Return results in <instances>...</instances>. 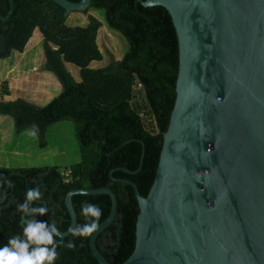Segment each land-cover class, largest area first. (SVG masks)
Masks as SVG:
<instances>
[{
    "label": "trees",
    "instance_id": "trees-1",
    "mask_svg": "<svg viewBox=\"0 0 264 264\" xmlns=\"http://www.w3.org/2000/svg\"><path fill=\"white\" fill-rule=\"evenodd\" d=\"M13 1L9 20L0 18V61L14 52L23 53L39 29L44 37L43 70L53 73L63 90L44 107L21 99L0 102V115L14 119L17 134L35 125L41 148L47 146L50 126L72 122L81 161L66 173L58 166L0 169V246L23 232V214L17 212L16 204L23 202L28 188L39 185L43 199L35 204L50 210L49 215L36 218L55 220L60 231H67L71 224L65 203L68 193L110 187L118 198V216L99 237L98 247L112 264H123L136 248L140 210L134 188L113 182L111 173L117 179L135 183L144 197L154 185L177 97L179 41L173 19L164 7H145L141 0H92L91 7L82 13L103 11L107 25L122 34L130 45L124 58L112 59L105 67L95 69L91 64L105 58L98 43L101 19L89 16L87 26H69L71 13L51 0ZM9 11V0H0V16L6 17ZM28 53L37 54V48ZM37 60L42 66L41 56ZM66 63L80 68L82 82L75 80ZM42 79V84L51 85L52 92H46L48 97L43 100L28 97L30 101L45 103L59 92L53 76ZM5 87L4 83L0 93ZM5 180H11L14 186L8 187ZM85 201L102 208L100 224L109 217V196L78 195L73 198L77 225L85 222L81 214ZM90 238L56 237L63 244L57 248L55 264H99L92 256ZM69 240H74V249L64 246Z\"/></svg>",
    "mask_w": 264,
    "mask_h": 264
},
{
    "label": "water",
    "instance_id": "water-1",
    "mask_svg": "<svg viewBox=\"0 0 264 264\" xmlns=\"http://www.w3.org/2000/svg\"><path fill=\"white\" fill-rule=\"evenodd\" d=\"M51 1L70 13L92 5V0ZM9 2L3 21L14 10ZM140 2L170 13L179 75L148 196L111 173L113 182L134 188L140 210L136 248L123 264H264V0ZM78 195L111 199V213L91 235L90 248L99 264H112L98 247L118 216L110 187L68 193L71 224L57 237L66 239L77 226Z\"/></svg>",
    "mask_w": 264,
    "mask_h": 264
},
{
    "label": "rangeland",
    "instance_id": "rangeland-1",
    "mask_svg": "<svg viewBox=\"0 0 264 264\" xmlns=\"http://www.w3.org/2000/svg\"><path fill=\"white\" fill-rule=\"evenodd\" d=\"M89 16H94L99 20L101 19L100 21L103 23V27L99 33L98 43L101 51L105 55V59L102 62L96 63L92 68H102L112 59L118 61L124 58L125 54L130 49V45L122 34L112 30L109 25H107L105 13L103 11L95 10L88 14L79 12L71 13L67 24L69 26H87L89 23ZM37 34L38 36L35 37L34 43L29 46L35 45L37 54L30 55L29 59H26V56L25 58L23 57L21 61H17L16 69L11 71V74L16 72L14 76L15 82L12 84L11 89L10 82L6 81L8 78V74H5L6 70L2 73L3 76L1 79L3 82H0V90L3 89L4 83L6 87L5 90H2L0 93V98H3L4 95H7L6 93L9 92L8 95L10 96L11 94L14 99H21L39 107H44L50 102L48 100L43 103L42 101L37 102L28 99V97H34L35 99L47 98L46 92L51 90V85L42 84L40 81L42 78H46L49 73L43 70L46 64V58L42 41L36 44V39H42V34L39 30ZM16 54H13L11 60L17 59L18 56ZM40 56L41 60H43L42 66L37 60ZM4 66L5 61H2L0 68L2 69ZM76 69H78L76 66L69 65L68 70L74 77H78V74L76 75L74 72ZM50 75L53 76L52 74ZM53 78H55L59 84V92L50 100H54L62 91V85L59 80H57L58 78L56 76H53ZM35 84L38 85L36 86ZM0 123L2 124L0 127V169L7 168L18 170L58 166L62 173H66L69 167L81 161L80 146L76 137L75 126L72 122H59L50 126L46 136L47 146L45 148H41L38 134L35 137L28 136L26 134V130L28 129L17 134L15 122L11 116H0Z\"/></svg>",
    "mask_w": 264,
    "mask_h": 264
},
{
    "label": "clouds",
    "instance_id": "clouds-1",
    "mask_svg": "<svg viewBox=\"0 0 264 264\" xmlns=\"http://www.w3.org/2000/svg\"><path fill=\"white\" fill-rule=\"evenodd\" d=\"M37 133L35 125L26 130L30 137H35ZM3 182L8 187L14 186L11 180ZM42 199L41 187L37 185L26 190L23 202H17V212L30 219L26 220L22 234L11 236L6 244L0 246V264H55L58 259L57 248L63 241L56 239L60 232L55 220L36 218L50 214L49 208L35 204ZM81 214L85 222L69 231L72 237L87 238L100 228L103 210L99 205L85 201L81 205ZM64 246L74 249L76 244L74 240H69Z\"/></svg>",
    "mask_w": 264,
    "mask_h": 264
},
{
    "label": "crops",
    "instance_id": "crops-1",
    "mask_svg": "<svg viewBox=\"0 0 264 264\" xmlns=\"http://www.w3.org/2000/svg\"><path fill=\"white\" fill-rule=\"evenodd\" d=\"M39 29H36V31L34 32V34H33V37L30 39V41L28 42V44H27V46H26V48H25V51L23 52V53H19V52H14L18 57H17V59L15 60H11L12 58H13V54H12V56L10 57V58H7V59H5V60H2V61H5V66L1 69L0 68V82H3V80L1 79V77L3 76L2 75V73L5 71V74L7 75L8 74V78L6 79V81H8V82H10V89H11V87H12V84L15 82V75H16V72L15 73H13V74H11V71L12 70H15L16 69V66H17V61H21V59L24 57H26V59H29V56L30 55H32V54H29L28 52L31 50V48L32 49H34V48H36L35 47V45H33V47H31L30 49H29V46H30V44H32L31 42H33V41H35V37L36 36H38V34H37V31H38ZM40 31V30H39ZM41 33V32H40ZM42 34V33H41ZM43 39H44V37H43V35H42V39H36V44L37 43H39L40 41H42V43H43ZM44 51V50H43ZM105 56V55H104ZM105 59V58H104ZM2 61H0V64H1V62ZM96 63H98V62H93L92 64H91V68H92V66L94 67L95 66V64ZM108 64V63H107ZM69 65H74V64H71V63H66V67H67V69L69 68ZM75 66V65H74ZM77 67V66H76ZM78 69H76V71H75V74L77 75L78 74V77L76 76V77H74L75 78V80L78 82V83H80V82H82V78H81V73H80V68L79 67H77ZM95 69H98L97 67H95ZM70 72V71H69ZM10 73V74H9ZM47 73H49V74H52L53 76H55L53 73H51V72H47ZM72 74V73H71ZM4 78V77H3ZM57 79V78H56ZM58 80V79H57ZM62 87V86H61ZM60 87V88H61ZM61 90H63V89H61ZM11 91V90H10ZM62 92V91H61ZM7 96H9V95H4V97L3 98H0V102H6V103H8V102H13V101H16V99H14L13 97H12V95L10 94V96L9 97H7ZM6 97V98H5ZM3 99H5V100H3ZM52 100H50V102H51ZM50 102H48L47 104H49ZM0 116H3V115H0ZM6 116V115H5ZM2 126V124L0 123V127Z\"/></svg>",
    "mask_w": 264,
    "mask_h": 264
}]
</instances>
